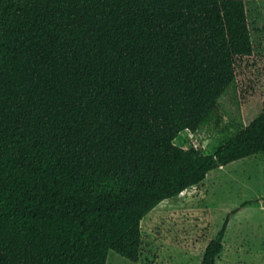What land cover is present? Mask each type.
Wrapping results in <instances>:
<instances>
[{
    "label": "trees",
    "instance_id": "16d2710c",
    "mask_svg": "<svg viewBox=\"0 0 264 264\" xmlns=\"http://www.w3.org/2000/svg\"><path fill=\"white\" fill-rule=\"evenodd\" d=\"M230 87L242 129L211 154L176 145ZM260 152L244 0H0V264L136 263L150 211Z\"/></svg>",
    "mask_w": 264,
    "mask_h": 264
},
{
    "label": "rangeland",
    "instance_id": "374dc122",
    "mask_svg": "<svg viewBox=\"0 0 264 264\" xmlns=\"http://www.w3.org/2000/svg\"><path fill=\"white\" fill-rule=\"evenodd\" d=\"M244 2L255 51L263 54L264 0ZM242 127L238 99L230 87L220 98L214 118L195 132L181 131L174 143L211 154ZM261 202L264 152L215 168L200 184L159 203L141 222L139 261L109 251L106 264H201L208 242L227 216L217 264H264V206L263 213L257 210Z\"/></svg>",
    "mask_w": 264,
    "mask_h": 264
},
{
    "label": "crops",
    "instance_id": "0c3cea01",
    "mask_svg": "<svg viewBox=\"0 0 264 264\" xmlns=\"http://www.w3.org/2000/svg\"><path fill=\"white\" fill-rule=\"evenodd\" d=\"M256 155V154H255ZM249 158V157H248ZM263 201V200H262ZM257 205H259V207H258V211H260V213H263V209H261V207H263L264 206V204H263V202H261V203H257ZM261 205V206H260ZM251 207V206H250ZM252 210V209H251Z\"/></svg>",
    "mask_w": 264,
    "mask_h": 264
},
{
    "label": "built area",
    "instance_id": "2783aa9c",
    "mask_svg": "<svg viewBox=\"0 0 264 264\" xmlns=\"http://www.w3.org/2000/svg\"><path fill=\"white\" fill-rule=\"evenodd\" d=\"M191 133V131H189Z\"/></svg>",
    "mask_w": 264,
    "mask_h": 264
}]
</instances>
